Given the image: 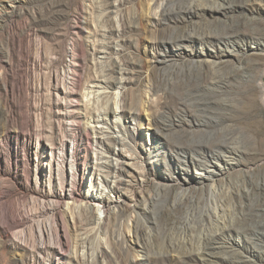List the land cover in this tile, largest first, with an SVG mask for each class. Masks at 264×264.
Wrapping results in <instances>:
<instances>
[{
  "label": "rangeland",
  "instance_id": "1",
  "mask_svg": "<svg viewBox=\"0 0 264 264\" xmlns=\"http://www.w3.org/2000/svg\"><path fill=\"white\" fill-rule=\"evenodd\" d=\"M109 1L107 17L106 0H0V264H264V0H165L163 12L162 0ZM207 57L228 61L196 62ZM111 76L118 83L92 82ZM123 94L126 109L113 114ZM107 104L101 124L124 142L89 147L90 117ZM233 140L244 151L220 171L213 199L192 186L178 145ZM107 147L122 157L117 187L113 169L107 183L97 168ZM73 180L75 203L88 200L96 219L95 194L122 195L123 211L83 243L84 206L63 200L54 214L66 250H31V222L51 217L40 214L49 194ZM214 200L224 220L209 214ZM6 208L27 215L24 236Z\"/></svg>",
  "mask_w": 264,
  "mask_h": 264
},
{
  "label": "bare ground",
  "instance_id": "2",
  "mask_svg": "<svg viewBox=\"0 0 264 264\" xmlns=\"http://www.w3.org/2000/svg\"><path fill=\"white\" fill-rule=\"evenodd\" d=\"M204 2H207V0L206 1L204 0ZM204 2H203V0H200L199 2L197 1V3H198L197 7H199L200 9H204V8L210 9L211 7H213L212 5H208V4H207L208 5L207 6ZM165 3H166L165 0H162L159 3L160 4L159 6H161L162 12L164 11V4ZM113 5L114 4L111 1L106 0V2L104 4V9L106 10V16L107 17L110 16L109 14L112 12ZM218 7L219 6L217 5V8ZM104 13H105V11H104ZM207 35L200 36V40L205 41V38ZM218 39H219V41L221 40L227 44L231 43V46L235 47V43L232 42L231 40H229L228 38L218 37ZM101 51H104V50H101ZM160 60L162 62H164V59H160ZM227 61L228 60L225 57H220L218 59H211V58L207 57V58H204L201 60H196V62L204 63L210 67L211 66H213V67L222 66L225 63H227ZM116 69H117V64L114 62H110L109 66H108V70L112 73V72L116 71ZM92 82L94 83V85H97V84L103 82L108 87L110 85H114V84L118 83L116 77H112V76L111 77H105V78H98V77L93 78ZM120 87L123 88L124 86H120ZM95 95L97 97L98 94H94L93 97ZM98 96L99 97L100 96L106 97V95H103V94H99ZM108 97H107L109 99L108 101H110V98H111L110 95ZM118 104H119L118 105L119 109L116 108L117 106H115L114 107L115 112L113 111V114L116 113V111H119L121 113L122 111H124L126 109L125 104H124V94L121 97V102H119ZM109 108L110 107H108V104H107V106L98 109V111L94 112L93 115L90 117L92 119V121L97 122V124H95L93 129H92L93 133L96 135L95 138L93 136V140L91 138H89L87 141V144L89 147H91V145H94V146H100L101 148H104L106 139L113 140L117 143L118 142L119 143L124 142V139L115 130H109L101 124V123H107L108 122V113L111 112ZM129 112L131 113V115L132 114L134 115V113H136V109L129 108ZM204 120L209 122V120H207V119H204ZM196 123L201 125L203 123V121H202V119H197ZM193 128H195V127H193ZM195 129H197V128H195ZM196 132H198V131H196ZM195 142L196 143H192V145H190V147L188 149H186L182 145H178L179 151L184 153V159H182V161L185 165H186V163L191 164L192 167L195 169V174H196L197 179L195 180V182L193 183L192 186L203 187L205 190H207L210 193L209 197L210 196L213 197L214 194L216 193L215 192L216 189L218 188L217 187L218 186V180H219L218 175H219L220 171L222 170V168H225L226 166H228V164L230 163V160L234 159L235 155L240 154L244 150L242 149L241 146L237 145L234 140L231 142H214V143H206V142H201V141L200 142L195 141ZM64 145H65V143L63 142L59 146L60 150L57 152L58 156L62 155V150L64 151ZM108 149L109 148L107 147V150H106L107 153L99 152L100 154H97L98 159L101 160L100 162H98L97 168L103 173L107 172V173L103 174L105 181L107 183H108V180L110 181L109 177L111 176L110 175L111 170L113 169L114 170L113 172L116 173L115 179L113 181V187H117V185H120L123 181L122 176H121L122 161L120 159L122 157H120V152H116L112 149H111V151H110V149L108 151ZM117 156H119V157H117ZM113 159L116 160L115 163L113 162ZM60 173L61 172L59 170V174ZM227 186L228 185H226L225 187H227ZM100 188H102V187H100ZM49 195H50V197L48 198L47 203H45L43 205V208H42V211H40V214L45 215L46 213L51 212L52 213L51 217H48V218L46 217L45 219H37V220H34L31 222L34 225L35 233H37V237L35 236L37 239L35 238L34 241H32L33 243L31 244V246H32L31 250L36 251L38 253H42V252H46L48 250H52L54 247H56V245H57V247H59L62 250H66L65 248H66V246H68V241L67 240L64 241V239L62 240V238L58 234V231H56V228H55L56 216H55L54 212L57 209L58 205L60 203H62L63 200L72 199L73 200L72 204H74L75 207L84 206V210H85L84 222H83L84 226L80 227L83 230L82 233L85 234V237H83V236H82V238L80 237L81 239H83L81 241L83 243H84V241H87L84 239L88 238V236H90L92 233L97 232V230L102 231V229H104V227L107 224V221L110 219V217H112V215L117 216L118 213L122 212L123 208H124V203H123L124 199L122 198V195H120V194L114 195V196L112 195L113 196L112 199L111 198L108 199L106 197H102L100 195L95 194L94 196H91V197L96 202H99V204L101 205V209L103 211L102 213H104L102 219H96V216H95L94 212L92 211V207H90L91 203H89L88 200H86L84 202L80 201L79 203H75V201H77L76 200L77 196H76V191H74V180L70 182L69 187H67V189H66V186L64 185V182H61L60 183V192H57L54 194H49ZM215 197H216V195H215ZM210 199L211 198H209V200ZM213 199H214V197H213ZM207 202H209V201H207ZM214 202L215 203H213V206L211 209L212 211L211 212L209 211V214L211 213L210 215L213 216V218L219 216V218H222V220H224V217L226 218L225 215L227 213H225V214H224V212L222 213L221 205L219 203H217V201H215V200H214ZM208 205H210V204H208ZM223 207H224V205H223ZM226 208H228V207H226ZM2 214H3L4 218L7 219V221H9V223L11 224L12 227L17 232H19L21 235H23L24 230H25L24 225H25L27 218H28V217H26L27 215L25 216V214L23 215V214L19 213L17 217H13L12 211L9 208L3 209ZM228 214H229V212H228ZM210 215H208V216L211 217ZM216 220H217V218H216ZM32 229H33V227H32ZM238 233H240L242 235L244 233V231L239 230ZM238 233H237V235H238ZM215 237H217L216 240H218L219 237L218 236H215ZM215 237H214V239H215ZM246 237L248 240H250V242H252L253 249H255V247H259L256 244V242L253 241L252 236L251 237L246 236ZM240 238L243 239L242 236H240ZM207 239H209V238H207ZM207 239L204 238L205 242L201 248L202 253L205 251H209V247L212 245L209 242L210 240L208 241ZM78 245H80V244L78 243ZM259 248H261V247H259ZM228 250L231 251V252L227 251V252H229L228 257L231 259L234 258L233 256L236 253L235 249H228ZM251 252H252V250H251ZM255 252H256L255 254H257L261 257L264 255V250L259 249V250H255ZM241 255H242V253H241ZM243 257L245 258V260H249L248 259L249 255H244ZM221 258L223 259V261H220L219 264H225L224 262L226 260V257L223 256ZM249 261H251V258Z\"/></svg>",
  "mask_w": 264,
  "mask_h": 264
},
{
  "label": "water",
  "instance_id": "3",
  "mask_svg": "<svg viewBox=\"0 0 264 264\" xmlns=\"http://www.w3.org/2000/svg\"><path fill=\"white\" fill-rule=\"evenodd\" d=\"M260 82H261V85L264 89V73L260 76Z\"/></svg>",
  "mask_w": 264,
  "mask_h": 264
}]
</instances>
